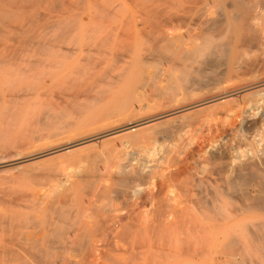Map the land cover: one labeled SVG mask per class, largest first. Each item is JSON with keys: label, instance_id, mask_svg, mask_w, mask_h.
<instances>
[{"label": "rangeland", "instance_id": "1", "mask_svg": "<svg viewBox=\"0 0 264 264\" xmlns=\"http://www.w3.org/2000/svg\"><path fill=\"white\" fill-rule=\"evenodd\" d=\"M97 1H98V3H97ZM100 1H101V3H100ZM128 1L131 2V3H129L130 5H128ZM44 2H45L44 0H41V4H39L40 6L38 5L39 8L36 9L38 12L36 14L37 18H38V25L37 24L33 25L36 28H33V26L31 27V28H33V32H32V30H30L31 32L26 30L28 32V33H26V34H28V36L26 34H25V36H23V34H22L23 37L22 36L20 37L19 35H21V34H18L20 32L16 31L15 28L20 27L22 25L21 23H24L23 22L24 17H27L31 11L30 7H28L29 9L28 8L26 9V11L29 10L28 13L25 12L26 16L24 14H22V12L20 13L19 11H16V13L14 12V14H12L13 16L11 15L8 18H6L8 20L5 19L6 20V27L3 29H6L7 32H6V30L5 31L2 30V32H0V59H1L2 54H5V53H6L5 55H8V58H9V55L11 58L7 61H3V62L0 61V104H1L0 105V161H2V162H0V165L2 166V167L0 166V222L2 224V225L0 224V227H3V228L5 227L6 229H7V227H10V229H9L10 231H11V229L15 230V231L12 230L13 233L15 232L14 233L15 236L13 235V233L11 234V236H14L16 238L15 239L14 237H11V236H10V238L9 237L6 238L4 235L6 232L5 231L6 229L4 230V229L0 228L1 233H2V230H4L3 231L4 234L2 233V236H1L2 239L0 238L1 239L0 244H2L3 245L2 247H4V248H2L0 245V252L1 253H2L1 248L3 249V253H2V255L0 254V256L1 257L4 256L5 253H7V256H9L8 258L6 257V255H5V257H3V260H5L4 258H7L6 260H8L7 262H9V263H7L6 260L3 262V260L1 259L0 264H5V263L6 264H20L22 262H23V264H30V263L35 264L37 262V260L34 259V256L31 257V255H33L35 253L34 255L37 257L41 253L44 256V254H45L44 253L45 252V243H46L45 242V236H44L46 229H44V227H47V224L49 223V221L54 220L53 218L58 216L57 214L53 215V213H55V212H52L53 211L52 206H53L54 211H58V210L64 211L66 213V215H68V217L65 218L67 223H69L68 225L75 227L77 229L80 227V230L82 232V233H80V236L82 237V241H84L81 244L79 243L80 245H77V249H75L76 247H74V249H72V251H71L72 253L70 251H68L67 254L62 257V258H64V261L62 259L60 261V264H65L64 262H66V261H67L66 264H71V263L72 264H77V263L78 264H86V263H88V261H89L88 259H90V258L92 260L90 259L88 264H95V262H97L96 264H156V262H157V264H264V236L261 235V236H259V239H258L257 235H256L257 231H255V229H254L256 226L254 228H252V226L254 224H257L258 222H260L261 219L264 218V211L262 213H261V211H258L259 213H256L257 210H253V211H247V213H246L245 209L243 210V208L242 209L240 208V205H241V207H243L249 201H244V199L240 196H237L238 199L235 198L234 196H232V199H231L230 198L231 196L220 195V194H217L218 192L213 193V196L214 195L217 196V197H215V198H217L216 199L217 202H218V200L220 202H222L221 205L219 204L220 202H218L219 209H217V210L210 209L211 212H210V210H208L206 208L204 209V207L201 206V204L205 205V207L207 205V208H208V206H209L208 202L210 201L212 204L213 203L212 201H214V198L212 200L211 199L212 197L210 196L212 194H207V190L210 193L211 190L215 187V184L218 183V185H220V183L219 182L213 183V182L206 181L207 183H205V182L199 183V185H201V187H199L197 182L194 183V181H191V180L188 181L187 179L183 180V177L181 179L179 178L181 180V182L178 178L170 180L167 177L168 176L167 173L170 171L169 169L172 167H170V168L168 167L169 164H166L167 161L165 159H163V154L167 153L168 150L170 151V149H172L173 146L166 139H164L165 140L164 141L163 138H161V140L159 138L157 140V143H156L157 146L155 144H150V143H146V145L148 144L147 146H145V144H144L143 145L144 148H142V146H140V149L142 148L141 150H143V151L139 150V146H138L139 144L137 145L138 147L135 146L136 149H134L135 147L134 148L132 147L134 149V151L132 149L131 150L133 152L136 151L135 156L133 155L131 150H129L130 149L129 147H131V146L128 147V144H126V145L129 149L125 148L124 145H123V148L121 145H120L121 147L119 146L120 148H118V145L116 146L118 148V151H120L119 149L122 148L121 152L126 153V154H123L120 156V159H119L120 163L121 162L123 163L126 160L130 163V168L131 167L135 168L134 165H137V163L139 164L140 162L144 161L143 163H145L147 166V171L149 172V174L147 173V176L145 177L146 179L143 178L142 181H141V179L140 180L136 179L132 182L135 185H132V183H131V185L128 186V187L132 186V191L134 190L135 187L139 188L136 192L139 194H136V193L131 194V192H132L131 188H125L124 190H122L123 192L120 189H118L120 186V185H118L119 182H116L117 180L114 178V173L116 172V171L114 172V170H116V168H114L115 164H112L111 168H109V169L107 168L109 170V172H111V178H108V177L105 178L106 177L105 176V177H103V180L98 181V184H97V180H96L94 183L95 185L93 184L92 185L93 187L92 186H91L92 188L90 187V190L95 188L97 190L96 193H94L95 190L90 191V190L86 189V188H89L88 186H86V185H88L87 181L89 179H84L85 180L84 181L82 178H79V177L83 176V173L86 174L85 172H88L90 170L89 167H92L91 166L92 164H95L96 166L98 165L97 167H99V168L102 167L101 165H103V160L100 159V160H102V161H100L99 159H96V161L93 160L91 163L90 159L85 160V158H82V156L84 154H88V153H89L88 154L89 156L92 155L93 153L101 154L102 150L104 151V149H103L104 147H102L101 142H100L101 140H95V141L90 142L89 143L91 145L90 149H87L86 146H85V148H78L79 152L77 151V153H75L76 156H74V155H72L71 157L66 156V155L61 156L62 154L59 153V155L56 154L54 156H51L52 159L49 156V157H45V158H39L38 160H36V162H34L35 160L31 161V162H34L33 164H31V166L33 168L30 165H27L28 162L25 163L26 165L22 164V163L10 165L12 162H14L15 159H18L19 157L27 156L28 153L32 152L30 150L35 151V149L40 150V149L55 148V147L61 146L62 143H64V141L67 140L68 138L73 139L74 137L75 138L80 137V136H78V134L81 132L85 133V131L87 132V130L82 131L81 128L79 129V126H81V125L82 126L83 125L84 126L90 125V127L98 126L100 124L99 121H97L98 117H100L104 114H107V112H109L113 108V106H116L117 103L119 104L120 103L119 99H125V98H127V99H133V98L134 99H136V98L142 99L143 98L144 100H149L148 102H142V105L147 104V103L150 104V105L144 106V108L146 107L145 111L147 110V112H144L145 115H147V113H149V112L155 113V111H157L158 108H160L157 105L158 102L159 101L161 102L163 100L162 96L159 93H157V97H158L157 98L156 95L151 96V93L149 92L150 91L149 88L151 86V85L149 86V84H151V80L149 83L150 72L152 71V67H154L155 69L157 68L156 70H158L159 66L157 65V63L155 66H153V65L144 64L142 62V59L145 56L143 54H145L144 52H146V53L148 52L149 49H147V48H150V44H148L149 42L145 37H143L142 35H138V36L132 35V31H131L132 30L131 24L134 23V21H136V23L139 24L138 18H140V16L143 13L141 11H143V8H146L148 6V4L146 5V3H147L146 0H144L143 3L140 0H131V1L130 0H126V1L125 0H113V1L112 0H105V1L104 0L103 1L102 0H95V2H94V0H63V3H64L63 6L55 5L54 7L49 6V4L47 3V2H49V0L47 2H45L48 5H44ZM136 2H138V3H136ZM65 3L67 5L66 7H64ZM133 3H134V6H133ZM143 4H145L146 6ZM69 6H70V9L67 8ZM141 6H143V7H141ZM134 7H135V9H134ZM63 8H67V10H68L67 14L69 13L68 15L65 12L67 10L63 9ZM50 9L53 12H51ZM113 10H115L116 12ZM48 11H50V12H48ZM96 11L101 12V13H99V14L95 13ZM105 11H106V14H104ZM108 12H110V13H108ZM21 14L24 16L22 17ZM58 14H59V19L56 18V17H58ZM111 14H113V15H111ZM17 15L18 16L21 15L19 17V19H18ZM111 16L112 17L116 16V17L112 19ZM130 17H132V19ZM21 18H23V19L20 20ZM78 18H79V20H78ZM117 18H118V20L116 21ZM122 18L124 19V21ZM54 19H55V21H54ZM70 19H72V20H70ZM25 20H27V19L25 18ZM48 20H49V22H48ZM59 20H61V21L64 20L67 22H64V21L60 22ZM82 20L84 22H81ZM52 21H54V22L58 21L56 23V25L59 28H61L60 26H62L60 24H63V23H66L67 25H69L70 29L68 28L69 29L68 31H71V33H74V35L71 34V36L73 37V39H72V37L70 36V32H69V35L68 34L65 35V36H67L65 41L68 40V36H69L73 40L74 43L68 44V43H71L72 41L71 40H70L71 42L67 41V42H65V43H67V45L64 44L65 45L64 48H63V46L61 47L60 45H58V43H57V41L59 40L58 34H60V33L62 34V32H60L61 29L58 28L57 32H56V30H54L57 33V35H55L56 33L54 31H52L53 28H51V30H50V27H49L50 25L47 24L46 26H47V28L49 27L51 35H53L55 33L54 34L55 36L54 37L51 36V37H53V39L55 37H57V39H58V40L55 39L52 41V38L49 37L50 33L47 32L49 30L47 28H45L46 23H49V24L51 23V25H53L54 23H52ZM80 22L83 24H81ZM26 24L24 23L23 26L29 25L28 22H26ZM78 24H79V26L80 25L81 26L78 27ZM56 25L54 26L55 28H57ZM82 25H83V28H87V29H85L86 31L78 29V28L82 29L81 28ZM84 25L86 27H84ZM128 27H130L131 29H129ZM45 29H47V30H45ZM77 30H79L81 32L84 31V32L82 34ZM10 31H12V32H10ZM15 31L18 32L16 34L20 38H17L16 34L13 33ZM26 31H22V32L25 33ZM85 32H87L85 35L89 34V36L88 35L85 36L84 35ZM11 33H13V34H11ZM7 35H9L10 38ZM10 35H13V37L15 35L16 37H14L12 39L11 38L12 36H10ZM75 35L77 37H75ZM83 35L85 37H88V38H85V37L83 38ZM118 35H121V36H118ZM59 36L63 40L65 39V38H63V36H61V35H59ZM27 37L34 43L35 46L33 44L31 45V41L29 39L27 40L26 39ZM46 37L47 38L49 37L50 38L49 40L51 42L49 40H47ZM24 39L26 40L27 44H25ZM33 39H35V40H33ZM144 39H146V40H144ZM38 40L43 41L44 43L47 42V43H45L46 44L45 46H47V47H45L46 52L51 50L52 53H50V52L48 54L44 53V55H43L41 53V51H44V50L40 49L41 50L40 51V50H38V48H36L37 47L36 44H37ZM28 41L30 42V44ZM58 42L62 45L64 41L61 43V41L59 40ZM84 42H85V45H84ZM66 46H67V48H66ZM69 46H70V48H69ZM71 46L77 50L79 49L78 50L79 53L77 50H74V51L72 50V52H74V54H75L73 56L74 58L72 57V59L70 58L71 59L70 60L66 56V58H67V59H65L66 61L63 58L59 59V57H61V55L64 54L63 52H65L66 49H68V50L72 49ZM16 47H18V48H16ZM21 47H22V49H21ZM25 47H27V48H25ZM52 47L54 49L56 48V51H54V52L57 53L58 52L57 50L60 49V52L62 54L60 55V53L58 52V54L55 53V55H54ZM34 48L36 49L37 55L35 54V56L31 58L30 56L31 55L33 56V54L35 53V52H33L35 50ZM47 48H49V50H47ZM83 49H85L86 51L85 52L82 51ZM17 50H18V52H17ZM68 50H66L65 55H69V54H67ZM37 51H39L40 53H38ZM87 51H90V52H87ZM128 51H130V52L128 53ZM12 52H15V55ZM68 52H71V51H68ZM71 53H70V56H72ZM81 53H82V55H81ZM16 54H18V55H16ZM38 54H40V56ZM49 54H50V56H49ZM124 54H126V55H124ZM51 55L52 56L54 55L57 57H54V56L52 57ZM58 55H60V56H58ZM51 57L53 59L58 58L56 60V62H55V59H54V62L52 61L53 63L50 62L52 65L54 63H58L57 61L60 60V62L62 61L61 65L66 63V66H61L60 64L58 66V64H54L53 69H55V71L57 69L58 71L55 72L54 70H50L53 67L51 64L48 63L49 61L53 60V59H51ZM36 58L40 59V61L38 60L39 62H37ZM31 59H33V60L36 59L35 64L32 63L33 60H31ZM47 59H48V61H47ZM107 59H109V60H107ZM27 60L28 61L31 60V61H29V63L31 62L33 65H35L34 66L35 68L29 67V69H28L25 66L27 64L29 65V63H27ZM101 60L103 61V63ZM42 61H44V64H42ZM36 62H37V65H36ZM31 63H30V65H32ZM96 63L98 65H96ZM45 64L49 65L48 66L49 68L51 66L52 67L49 69ZM10 65H11V67H10ZM39 65H41V66H39ZM55 65H57V67ZM133 65L136 67H134ZM42 66H44V67L42 68ZM17 67L20 68V70H21V68L23 70L26 67L25 69L28 73L26 72V75H25V72H24V74H22L23 76L20 75V72L18 71L19 69ZM58 67H59V69H58ZM74 67L76 69H73ZM143 67L147 70V73L149 74V76L147 75V73L145 74L146 70ZM68 68L73 69L72 73L70 72V69L68 70ZM60 69H62V70H60ZM63 70L67 71L68 73H71V74L74 73V74L73 75L70 74L71 76L69 78L67 77L68 80H67V78L64 79V77L67 76L66 74H68V73L67 72L65 73V71H64V73H62ZM143 70H144V72H143ZM23 71L21 73H23ZM52 71H54V72H52ZM102 71H103V74H102ZM139 71L143 72L142 74H144V75H142ZM90 73H92V74H90ZM145 75L147 77H145L144 79L148 78V80H147L148 87L146 86L147 82L144 83L146 80L141 78L142 76H145ZM140 79H143V82H141L142 80H140ZM14 80H16V81H14ZM156 84H158V83H156ZM87 86H88V88H87ZM157 86L159 87V85H157ZM113 87H114V89H113ZM158 87H156L155 90ZM151 89H152V86H151ZM153 90H154V88H153ZM98 91L99 92H103V91L105 92V95H102L103 96L102 98L106 97V99H107L108 97L110 98V96H113L111 98H114L117 101L94 102L93 98L99 99V97L95 96V93ZM113 91H116V93L114 92L115 95L112 94ZM156 91H158V89ZM88 92H89V95L87 94ZM106 92H110L111 94L106 93ZM118 92H120V94ZM133 93L134 94L142 93L145 95L140 94V96H139L136 94L137 96H139V97H136V95H133ZM109 94H110V96H107ZM128 94H130V96ZM17 96L19 98H21V101L18 100ZM154 96L156 98V101H155ZM159 96H161V97H159ZM202 97H205V96H202ZM11 99L12 100L17 99V102H13V101L9 102V101H11ZM159 99H162V100H159ZM2 100H4V101H2ZM69 100H71V101L74 100L72 102H74L75 104ZM66 101H69L70 103L69 102L67 103ZM139 107H141V106H139ZM143 111H142V113H143ZM142 113L140 111V112L136 113V115L138 114L137 116H140ZM144 113L142 115H144ZM259 113H260V111H259ZM102 127L105 128V125ZM106 128H107V126H106ZM105 139H108V138H105ZM122 141L121 142L119 141V142L122 143ZM114 143L116 145L117 141H113V145H114ZM165 143H167V144H165ZM110 144H112V143H110ZM151 145L152 146L154 145V146L152 147ZM161 148H163L164 150ZM126 149L128 151H130L128 154L126 151L124 152V150H126ZM161 150H163V152H165V153H163ZM82 151H83V153L84 152L85 153L84 154L81 153ZM147 151H150L149 152L150 154L146 153ZM130 153H131L132 157L134 156L135 158L134 157L131 158L129 156ZM125 155H126V159H125ZM127 155L130 158H128ZM151 155H153V156H151ZM78 156H81V157H78ZM122 157H123V160L125 159L124 161L122 160ZM137 157L139 158V160ZM161 157L164 161L161 159ZM129 159H131V161H134L133 164ZM51 160H52V162H50ZM97 160L100 163H98ZM135 160H137V161H135ZM110 161L107 160V162H109V165H108L109 167H110ZM113 161H111V162H113ZM31 162H29L28 164H30ZM93 162H97L98 164L93 163ZM114 163H117V161L115 160ZM3 164H5V166H3ZM156 164H158V165H156ZM165 164H166V166H165ZM21 165H23V167L30 166L29 171L27 169L24 170ZM79 165H80V167H79ZM136 168H137V166H136ZM22 169L24 171H22ZM25 171L29 172L28 176L25 175L26 174ZM154 171H155V173H154ZM21 172H22V174H21ZM30 173H32V174H30ZM151 173L153 175H151ZM40 176H42V177H40ZM162 176H164V177H162ZM161 177H162V179H161ZM80 179H82V180H80ZM78 180L80 182L81 181H84V182L80 183ZM114 180H116V181H114ZM173 180H179V182L178 181L173 182ZM100 181H103V183H101ZM108 181L110 182L111 186L109 185L110 187L106 188V186H104V184L107 182L105 185H108L109 184ZM165 181H167L168 183ZM169 181H171V182H169ZM72 182H75V184H77V186L74 187V189L69 194H66V196H65L63 193V186L69 185ZM99 182L101 185L103 184L102 187H101V185H99ZM187 182H189V184H191V185H189ZM84 183H86V184L84 185ZM185 183H187L190 187ZM202 183H204L206 185L204 186V184L202 185ZM192 184H197V186L192 185ZM207 184L209 185L208 187H206ZM99 186H100V189H97V188H99ZM103 186L106 188V191H104L105 188ZM202 186H204L206 188L203 187L204 188L203 189ZM194 187H199V188H196V191H195ZM103 188H104V190H103L104 192L103 191L101 192L100 190ZM114 188L116 191L114 190ZM201 188H202V190H205L208 188L206 191H204V195H203V193L201 194V195L207 196V197L200 196L199 192L201 193L203 191L202 190L198 191L197 189L200 190ZM107 189L108 190L111 189V190L108 191ZM117 189L120 190V192H118ZM98 190L101 193L100 192L98 193ZM124 191L127 194H125ZM212 192H215V190H213ZM122 193H124V195H122ZM196 193H198L197 194L198 196L196 195ZM128 194L129 195L131 194V196H129ZM20 195H21V197H18ZM133 196H136V197H133ZM24 197H25V199H24ZM97 197L99 199H97ZM149 197H152L153 199L149 198ZM201 197H202V199H205L208 201L207 204L204 203V202H206L205 200L204 201L201 200V201H203V203L202 202L200 203ZM208 197H209V199H208ZM239 197L242 198L241 201H239L240 200ZM125 198H127V199H125ZM138 198L139 199L141 198V199L139 200ZM157 198H158V200H157ZM227 198H229L230 200H228ZM134 199H135V201H134ZM235 199H237V200H235ZM146 200H148V201H146ZM149 200H150V202H149ZM233 200H235V202ZM53 201L55 202V204L53 203ZM56 201H57V203H56ZM66 201H68V202H66ZM131 201H133V202H131ZM223 201H225V202H223ZM136 202H138V203H136ZM229 202H230V204H229ZM62 203L64 205L67 203L66 205H68L69 206L68 208H71V209L68 210L66 205H65V207H64V205H62L65 210L62 209V206H61ZM135 203H136V205L138 204L137 207H136V205H134ZM130 204H133V205L130 206ZM242 204H243V206H242ZM230 205L232 206V208ZM96 207H97V209H96ZM166 207H167V210H166ZM48 208H49V212H51L53 216L52 215L49 216V214L47 215L46 211H48ZM168 208L170 209L169 212H171V213L168 212V210H169ZM231 209H233V210H231ZM18 210H20V211H18ZM26 210H27V212H26ZM29 210H31V211H29ZM92 210H94V211H92ZM158 210H160V211H158ZM175 210H176V214H175ZM235 210H237L238 212H236ZM22 212H23V214H22ZM212 213H213V215H212ZM160 214H161V216H160ZM46 216H48V217H46ZM18 217H20V219H18ZM21 217H22V219H21ZM49 217H50V220H49ZM207 217H208V219H206ZM214 217L218 221L217 220L215 221ZM219 217H220V219H218ZM173 218H175L176 220ZM13 219H14V221H13ZM24 219H25V221H24ZM59 219H61V218H59ZM123 219H125V220H123ZM127 219H128V221H127ZM164 219H165V221H164ZM16 220H18V221L16 222ZM45 220H47L46 225L44 223ZM113 220L114 221L117 220V222H114ZM205 220H207L209 222H207ZM213 220H214V223H213ZM13 222H15V223H13ZM18 222L20 225L18 224ZM113 222L115 224H113ZM119 224L122 226H120ZM123 224H125L124 227H123ZM248 224L250 227L248 226ZM189 225H191V226H189ZM11 226H13V228ZM20 226H22V227H20ZM109 226H110V228H109ZM113 226H115L116 228L115 227L113 228ZM118 226L122 227V228H119ZM169 226H170V228H169ZM192 226H194V228ZM206 226H207V228H206ZM243 228H245V229H243ZM247 229H249V231ZM250 229H251V231H250ZM9 230L7 229V232H9V233H7V232L6 233L10 235L11 232ZM20 230H22V231H20ZM40 231H41V234L43 233L42 234L44 236L43 238H42V235L38 233ZM193 231H195V232H193ZM199 231H201V232H199ZM243 231L245 232V234ZM123 232H124V234H123ZM205 232H206V234H205ZM207 232H209V233H207ZM251 232L252 233L254 232L255 235L252 234ZM1 233H0V235H1ZM248 233H250L252 236L254 235V237H256L257 239L256 238L254 239V237H252ZM17 234L19 236L21 234V237L16 236ZM34 234H36V237ZM84 234H85V236H84ZM23 235H24V237H23ZM190 235H191V237H190ZM198 235H199V239H198ZM200 235H201V237H200ZM38 236H39V239H38ZM118 236H119V239H118ZM215 236H216V238H215ZM249 236H251L254 241L253 240L251 241L252 238H249ZM22 237L24 238V240L26 242L21 239ZM4 238L7 239L6 244L9 243L11 239H12L11 241L15 244H16V242L20 243L21 240L23 242H25L26 244L24 243L25 245H23V243H22V244L18 245V243H17L16 244L17 246L14 247L13 245H15V244L10 245V243H9L8 245L14 247L16 249L15 250L14 248H11L10 246L5 244ZM17 238H18V241H16ZM31 238L34 240L35 244L33 243V240ZM8 239H10V240H8ZM200 239H201L202 243H201ZM202 239L204 240V242ZM209 239H210V241H209ZM246 239H247V242H246ZM38 240H39V242H38ZM167 240H169V241H167ZM197 240H199V241L197 242ZM229 240H231V241L233 240L234 243H233V241L232 242L230 241L231 244H229ZM1 241H2V243H1ZM87 241H89V242H87ZM104 241H106V242H104ZM112 241H113V243H112ZM190 241H192V243ZM259 241H260V243H259ZM253 242H254V244H253ZM92 244L98 245L99 253L101 252L100 255L102 258L100 257V255L97 256V254H98L97 252H95L96 253V254H94L95 256L91 254L93 251L91 252L90 250H88L90 252H86V248ZM204 244H206V245H204ZM228 244L232 245V247H231L232 249L230 248V246ZM233 244H235V245L233 246ZM22 245L25 246L24 249L26 251L23 250ZM31 245H33V246H31ZM192 245H194V246H192ZM20 246H22V247H20ZM37 246H39V247H37ZM197 246L199 248H197ZM228 246H229V248H228ZM19 248L22 249L21 254H20L21 250ZM179 248L182 249L183 251L178 250ZM256 248H257V250H256ZM7 249H8L9 253L7 252ZM11 249L15 253L21 255V257L18 255H13V253H11V252H13V251H11ZM103 249H104V251H103ZM113 249L115 252L113 251ZM17 250L19 251V253ZM36 250H40V252H38V251L36 252ZM107 250H108V252H107ZM199 250H201V251H199ZM257 252H259V253H257ZM239 253L241 255H243V257H240L241 255H239ZM9 254H11V255H9ZM27 254H28V256L31 257V259H33L32 261L29 258L25 259V260L28 259L27 262H29V260H30L31 261L30 263H27V262L24 263V256L26 255L25 257H27ZM74 254L77 255L76 258L74 256ZM164 254H165V256H164ZM183 254H185L184 257H182ZM166 255H167V257H166ZM188 255H189V257H188ZM11 256H12V258H10ZM13 256L14 257L15 256L20 257V260L18 257H16V259H18L20 262H18V260L16 261V259H15V263H14ZM43 256L41 257V255H40L41 258L37 257V259H40V261L43 264H45L47 261L45 262L43 260ZM92 256H94V257L92 258ZM185 256H187V257H185ZM207 256H208V258H207ZM231 256H233V257L231 258ZM65 257L68 259L66 260ZM108 257H110L111 259ZM129 257H130V259H129ZM9 258L11 260L13 259V263H10L12 261ZM22 258H23V260H22ZM103 259H104V261H103ZM68 260H70V261H68ZM62 261H63V263H61Z\"/></svg>", "mask_w": 264, "mask_h": 264}, {"label": "bare ground", "instance_id": "2", "mask_svg": "<svg viewBox=\"0 0 264 264\" xmlns=\"http://www.w3.org/2000/svg\"><path fill=\"white\" fill-rule=\"evenodd\" d=\"M44 1L47 2L48 0L47 1L44 0ZM140 1L142 3L144 2V0L143 1L140 0ZM146 1H147L146 5L148 4V6L146 8H143V11H141L143 13L140 16V18H138L139 19V24H137L136 21H134V23L131 24V28H132L131 31H132V35H135V36L142 35L143 37H145L148 40V42H149L148 44H150V48H147V49H149L148 52L147 53L144 52L145 54H143V55H145V56L144 57L142 56L143 57L142 62L144 64L153 65V66H155L156 63H157V65L159 66L158 70H156L157 68L155 69L154 67H152V71L150 72L149 83H150V80H151V84H149V86L151 85L152 89H151V86H150V88H149L150 91L149 92L151 93V96L152 95H156V97H157V93H159L162 96L163 100L159 99V100H162V101L160 102L158 100L159 102L157 104L160 108H158V110L155 111V113H150L149 112V113H147V115H145L144 112H147V110L145 111L146 107L144 108V106L145 105L147 106V105H150V104L147 103V104H143L142 105V102H148L149 100H144L143 98L142 99L136 98V97H139L140 94L141 95H145V94H142V93L138 94L139 93L138 92L136 94L139 95V96H137L136 94L133 93V95H136V97H135L136 99H134V98L133 99H127V98L119 99L120 103L119 104L117 103L116 106H113V108L109 112H107V114H104V115L101 114L102 116H100V117L97 116L98 117L97 121H99V123H100L98 126H95V127H90V125H87V126H84V125L82 126L81 125V126H79V129L81 128L82 131L87 130V132L85 131V133H82V132L79 133L78 136H80V137H77V138L74 137L73 139L72 138H68L67 140L64 141V143H62L61 146H58V147H55V148L40 149V150L35 149V151L30 150L32 152L28 153L27 156H23V157H19L18 159H15L14 162H12L10 165H12V164H21V163L25 164L27 162L29 163V162L34 161V160H35L34 162H36V160H38L39 158H45V157H49V156L51 158V156H54L56 154L59 155V153L62 154L61 156H64V155L70 156V157L72 155L76 156L75 153H77V151L79 152L78 148H85V146H86L87 149H90V147H91V145L89 144L90 142L95 141V140H101L100 141L101 145H102V147H104L103 148L104 151L102 150L101 154L98 153L99 154L98 155V154L93 153L92 155L89 156L88 155L89 153L88 154H84L85 152L83 153V151L81 153L84 154L82 156V158H85V160H89L90 159L91 163H92L93 160L96 161V159H99V160L102 159L103 160V165H101V166L103 168L102 167L99 168V167H97L98 165L96 166L95 164H92L91 165L92 167H89L90 170L88 169L89 171L87 170L88 172H85L86 174L83 173V176H81L79 178H82L83 180L84 179H89L87 181L88 185H86L89 188H86V189L90 190V187L95 183L96 180H97V184H98V181L99 180H103V177H105V176H106L105 178H107V177L111 178V172H109L108 169L112 167V164H115L114 168H116V170H114V172L115 171L116 172L115 173L113 172V173H114V178L117 181L116 180H114V181L119 182L118 185H120L119 188L117 187L118 185L116 187L118 189H120L121 191L124 190L125 188H131V191H132V186L131 187H128V186L131 185V183L134 180H136V179H139V180L141 179V181H142L143 178L146 179L145 177L147 176V173L149 174V172L147 171L146 164L143 163L144 161L143 162L139 161L140 162L139 164L137 163V165H134L135 168H132V167L130 168V163L125 160L126 159V155H125V159H124L125 161L123 160V157H122V160L124 162L123 163L119 162L120 161L119 160L120 156L123 155V154H126V153L121 152L122 151L121 149L123 148V145L125 146V148H128L129 146H131V147H129L130 149L129 148L128 149L129 150L132 149L133 151H134V149H136V147L139 146V150H141L142 148H144L143 147L144 144H145V146L148 145V144L146 145V143H150V144H155L156 145L157 140L159 138H160V140H161V138H163V140L164 139L168 140L169 143L172 144V146H173V148L170 149V151L168 150L167 153L163 152V150H164L163 146H162L163 148H161V149H163L161 151L163 153H165V154H163V159H165L167 161L166 164H169V166H168L169 168L172 167L170 169L168 168L170 170L168 173L166 172L168 174L167 177L170 180L175 179V178H178V179L180 178L181 179L183 177V180L187 179L188 181L189 180L194 181V183L197 182L199 187H201V185H199V183H201V182L207 183L206 181L213 182V183L214 182H219L220 183V185H218V183L215 184L216 188L214 187L215 189L213 188L211 190V192L213 190H215V192H212V193L208 192V190H207L208 188L205 189V190H202V188L206 185L204 183H202V185L204 184V186H202V188L200 190L197 189L198 191H201V190L203 191L201 193L199 192L200 196H203L204 195V191L207 190V194H212V195H210L212 197L211 199L213 200V198H214V201L211 200L213 202L212 204H211L210 201H209L210 202L209 203L207 200L202 199V197L200 198V203L201 202L203 203V201L205 200L206 202H204V203L207 204V202H208V205L211 207L210 208L208 206V208H207V205L205 207V205L201 204V206H203L204 209L205 208L208 209V210H210V209H215V210L219 209L218 202H220V201L218 200V202H217V200H216L217 198H215L217 196L216 195L213 196V193H217L218 192L217 194H220V195L231 196L230 197L231 199H232V196H234L235 198H237V196H240V197H242L244 199V201H249L244 206H243V204L245 202L243 201L244 202V203L242 202L243 203L242 204L243 207H241V205L239 204L241 209L242 208H243V210L245 209L246 213H247V211H253V210H257L256 213H259L258 211H261V213H262L264 211V0H146ZM45 2H44V5H48L49 4L50 7H54L55 5L63 6V4H64L63 0H49V2H47L48 4L45 3ZM94 2H95V0H94ZM97 3H98V1H97ZM100 3H101V1H100ZM129 3H131V2L128 1V5H130ZM136 3H138V2H136ZM39 4H41V0H0V32H2V30H4V31L6 30V29H3V28L6 27V20H8L6 18H8L12 14H14V12L16 13V11H19L20 13L22 12V14H24L26 16L25 12L26 13L29 12V10L26 11V9L28 7H30L31 11H30V13H29V15L27 17H24L23 22L25 24H26V22H28L29 25L26 26L27 25L26 24L25 26H23L24 23H21L22 25L20 27H16V28L14 27L15 30L20 32V33L16 32V31L13 32V33L21 34V35H19L21 37L22 34H23V36H25V34L28 33L26 30H28V31L32 30V32H33V28H36L33 25L34 24L38 25V18H37V15H36L38 12H37L36 9L39 8L38 7ZM143 5H145V4H143ZM66 6L67 5L65 3L64 7H66ZM133 6H134V3H133ZM135 7H134V9H135ZM141 7H143V6H141ZM67 8L70 9V6L67 7ZM67 8H63V9L67 10ZM51 9H50V11H51ZM50 11H48V12H50ZM113 11H115V10H113ZM51 12H53V11H51ZM65 12L67 14L68 10L65 11ZM95 13L99 14L101 12H97L96 11ZM108 13H110V12H108ZM104 14H106V11H105ZM24 15H22V17ZM111 15H113V14H111ZM20 16H18V19H19ZM115 17L111 16L112 19L115 18ZM132 17H130V18L132 19ZM25 18L27 20H25ZM56 18L59 19V14H58V17H56ZM22 19L23 18H21L20 20H22ZM72 19H70V20H72ZM61 20H59V21L63 22L65 19L63 21H61ZM78 20H79V18H78ZM117 20H118V18L116 19V21ZM54 21H55V19H54ZM54 21H52V23H54L56 25V23L58 21H56V22H54ZM123 21H124V19H123ZM48 22H49V20H48ZM64 22H67V21H64ZM81 22H84V21L82 20ZM47 24L50 25L49 26L50 30H51V28H53L52 31L56 30V32H57V29L59 28V27H57V25H56L57 28H55L54 24H53L54 25L53 26V25H51V23L50 24L46 23L45 26ZM79 24H78V27L81 26V25L79 26ZM81 24H83V23H81ZM60 25H62V26H60ZM60 25L59 26L61 28H59V29H61V31L60 30L59 31L62 32V34L61 33L58 34V37H59L58 39L61 41V43L64 41L62 45L58 42L59 40L57 39V37H55L53 39V37L55 35H57V33L54 31L56 34L54 33L55 35L54 34L51 35L49 27L48 28H47V26L46 27L44 26V27L49 30L47 32L50 33L49 37L52 38V41L57 39L58 41L57 40L56 41H57L58 45H60L61 47L63 46V48H64V46L67 45V43H65V42H67V41L69 42L71 40L72 42L70 41L71 43H68V44L74 43L73 40H72L73 37L71 36V34L74 35V33H71V31H68L70 28H69V25H67L66 23H63V24H60ZM32 26H33V28H31ZM84 27H86V26L84 25ZM81 28L82 29H80V28H78V29L79 30L87 29V28H83V25H82ZM128 28L131 29L130 27H128ZM47 29H45V30H47ZM79 30H77V31H79ZM22 31H26V32L23 33ZM6 32H7V30H6ZM10 32H12V31H10ZM69 32H70V36L72 37V39L68 36V40L65 41L66 37H67L65 35H67V34L69 35ZM79 32L83 34L84 31L83 32L79 31ZM13 33H11V34H13ZM86 33L87 32H85L84 35ZM26 35L28 36V34H26ZM59 35L63 36V38H65V39L63 40ZM84 35H83V38L85 36H87V35L89 36V34H87L85 36ZM7 36L9 37V35H7ZM10 36H12L11 38L13 39L14 37L17 36V34H16V36L14 35V37H13V35H10ZM51 36H53V37H51ZM118 36H121V35H118ZM20 37L17 36V38H20ZM49 37L48 38L46 37L47 40L50 39ZM75 37H77V36L75 35ZM85 38H88V37H85ZM26 39L28 40L29 38L27 37ZM146 39H144V40H146ZM33 40H35V39H33ZM45 43H47V42H45ZM45 43L43 41H39L38 40V42L36 44V46H37L36 48H38V50H40V49L44 50L45 52L40 50L43 55H44V53H47V54L49 52L52 53V51L49 50V48H47V50H49V51L46 52V48L45 47H47V46H45L46 45ZM25 44H27L26 40H25ZM29 44H30V42H29ZM32 44L34 45V43L31 41V45ZM84 45H85V42H84ZM27 47H25V48H27ZM16 48H18V47H16ZM66 48H67V46H66ZM69 48H70V46H69ZM21 49H22V47H21ZM52 49H53V52L56 51V48L54 49L52 47ZM66 50H68V49H66ZM66 50H65V52H66ZM72 50L74 51V50H77V49L72 47V49H70L68 51L72 52ZM57 51L60 53V55L62 54L60 52V49L57 50ZM68 51H67V54H69V55H65V52H63L64 54H62L61 57H59V59L60 58H63L64 60L67 59V58H69V59L71 58L72 59V57L75 54H74V52H72L73 53L72 54L71 52H68ZM82 51L85 52L86 50L83 49ZM15 52H12V53L15 55ZM17 52H18V50H17ZM33 52H35V53L33 54V56L32 55L30 56L31 58L34 57L35 54L37 55L36 49ZM37 52L40 53L39 51H37ZM58 52L57 53L54 52L53 54L54 55H55V53L58 54ZM87 52H90V51H87ZM129 52L130 51H128V53ZM70 53H71L72 56H70ZM78 53H79V51H78ZM5 54H2L1 59H0L1 62L11 59L10 55H9V58H8V55H5ZM16 55H18V54H16ZM38 55L40 56V54H38ZM60 55H58V56H60ZM81 55H82V53H81ZM124 55H126V54H124ZM49 56H50V54H49ZM66 56H67V58H66ZM52 57H51V59H53ZM54 57H57V56H54ZM36 59L35 60L31 59V60H33L32 63L35 64ZM48 59H47V61H48ZM54 59H55V62H56V60L58 58H54ZM54 59L49 61L48 63L49 64L53 63ZM31 60H29V61H31ZM38 60L40 61V59H37V62H39ZM107 60H109V59H107ZM29 61L27 60V63H29ZM37 62H36V65H37ZM57 62L58 63H54V64H58V66H59V64L61 65V63H62V61L60 62V60H58ZM30 63H29V65L28 64L25 65L28 69H29V67L33 68L35 66L32 63L31 64L33 66L30 65ZM102 63H103V61H102ZM42 64H44V61H42ZM54 64L53 65L51 64L53 67L50 65L52 67V69H50L51 67L50 68L48 67L49 65H47V64H45V65L50 70H54L55 71V69H53L54 68ZM96 65H98V64L96 63ZM39 66H41V65H39ZM55 66L57 67V65H55ZM61 66H66V63L61 65ZM10 67H11V65H10ZM43 67L44 66H42V68ZM134 67H136V66H134ZM71 68H68V70L70 69V72L72 73V70L76 69V68L75 67L73 69H71ZM18 69H19L18 71L20 72V75L24 74V72H25V75H26V72H27L26 69L25 70L23 69L24 70L23 71L22 68H21L23 73H21L22 71L20 70V68H18ZM58 69H59V67H58ZM60 70H62V69H60ZM54 71H52V72H54ZM56 71H58V70L56 69ZM64 71L65 70H63L62 73H64ZM66 72L67 71H65V73ZM139 72L142 74L144 72V70H143V72H141V71H139ZM71 73L66 74L67 76H65L64 79H66L67 77L69 78L71 75L74 74V73L73 74H71ZM146 73H147V70H146L145 74ZM90 74H92V73H90ZM102 74H103V71H102ZM142 75H144V74H142ZM147 75L149 76L148 73H147ZM145 77H147V76L145 75V76H142L141 78L144 79ZM68 78H67V80H68ZM143 79H140V80H142L141 82H143ZM144 80H146L144 82V83H146L148 78H146ZM14 81H16V80H14ZM156 83H158V84H156ZM157 85H159V87ZM146 86L148 87V82H147ZM156 87H158L157 88L158 91H156L157 89L155 90ZM87 88H88V86H87ZM153 88H154V90H153ZM113 89H114V87H113ZM114 92L116 93V91H113V93H112L113 95H115ZM106 93H110V92H106ZM118 93L120 94V92H118ZM87 94L89 95V92ZM110 94L107 95V96H110ZM102 95H105L104 91L103 92H99V91L96 92L95 96L99 97V99L98 98H93V101L94 102L117 101L114 98H111L113 96H110V98L108 97L106 99V97L102 98L103 97ZM128 95L130 96V94H128ZM161 96H159V97H161ZM202 96H205V97H202ZM154 98H155V96H154ZM18 100L21 101V98L18 97ZM2 101H4V100H2ZM12 101L13 102H17V99H15V100L11 99V101H9V102H12ZM69 101H71V100H69ZM69 101H66V102L68 103ZM72 101H74V100H72ZM155 101H156V98H155ZM72 103H74V102H72ZM139 106H141V107H139ZM137 111L138 112L141 111V113L143 111L144 115H142L143 114L142 113L140 116H137L138 115V114L136 115V113H138ZM259 111H260V113H259ZM104 125H105V128L102 127ZM106 126H107V128H106ZM105 138H108V139H105ZM113 141H117V144L115 145V143H114V145H113ZM119 141L120 142L122 141V143H120ZM110 143H112V144H110ZM126 144H128V147H127ZM165 144H167V143H165ZM117 145H118V148H120L122 146V148L119 149L120 151H118V148L116 147ZM140 146H142L141 149H140ZM132 147L133 148L135 147V148L133 149ZM132 150H131V152L135 156V152L136 151L133 152ZM125 151L127 152V154L130 152L127 149L124 150V152ZM141 151H143V150H141ZM149 152L150 151H147L146 153L150 154ZM129 156L131 158L134 157V156L132 157L131 153H130ZM129 156L127 155L128 158H130ZM151 156H153V155H151ZM78 157H81V156H78ZM161 159H162V157H161ZM102 160H100V161H102ZM107 160H109V161L110 160L111 161H113V160L115 161L116 160L117 163H114V161L113 162L110 161V167H109L108 166L109 162H107ZM129 160L131 161V159H129ZM138 160H139V158H138ZM135 161H137V160H135ZM0 162H2V161H0ZM34 162H31L30 164L27 163V165L31 166V164H33ZM50 162H52V160ZM97 162L100 163L98 160H97ZM97 162H93V163L98 164ZM131 162L133 164L134 161H131ZM166 164H165V166H166ZM156 165H158V164H156ZM3 166H5V164H3ZM21 166H22V168L24 170L27 169L29 171V169H30V166H25V167H23V165H21ZM136 166H137V168H136ZM79 167H80V165H79ZM23 169H22V171H24ZM28 171H25L26 172V174H25L26 176L29 175ZM154 173H155V171H154ZM21 174H22V172H21ZM30 174H32V173H30ZM151 175H153V174L151 173ZM164 176H162V177H164ZM40 177H42V176H40ZM162 177H161V179H162ZM82 179H80V180H82ZM179 180H173V182L174 181H178L179 182ZM84 181H81V182H84ZM100 182L103 183V181H100ZM100 182H99V185H101ZM165 182H167V181H165ZM169 182H171V181H169ZM180 182H181V180H180ZM108 183H109L108 185L104 184V186H106V188L111 186L109 181H108ZM187 183L189 184V182H187ZM187 183H185V184H187ZM85 184L86 183H84V185ZM197 184H192V185H196L197 186ZM208 184H207L206 187L209 186ZM102 185H101V187H102ZM132 185H135V184L132 183ZM189 185H191V184H189ZM76 186H77V184H75V182H72L69 185H64L63 186L64 195L66 196V194H69L74 189V187H76ZM199 187H194L195 188L194 190L196 191V188H199ZM206 187H204V188H206ZM104 188L101 189L100 191L102 192L104 190ZM106 188H105L104 191H106ZM135 188L131 192V194L132 193H136L137 190L139 189L137 187H135ZM97 189H100V186ZM92 190L93 191L95 190L94 193L97 192V190L95 188L92 189ZM92 190H90V191H92ZM109 190H111V189H109ZM114 190H115V188H114ZM120 190H118V192H120ZM100 191L98 190V193ZM124 193H125V191H124ZM124 193H122V195H124ZM202 193H203V195H201ZM125 194H127V193H125ZM131 194L130 195L128 194V195L131 196ZM136 194H139V193H136ZM197 194L198 193H196V195ZM18 197H21V195L18 196ZM133 197H136V196H133ZM152 197H149V198H152ZM203 197H207V196H203ZM242 198H240L239 201H241ZM24 199H25V197H24ZM97 199H99V198L97 197ZM125 199H127V198H125ZM208 199H209V197H208ZM227 199L230 200L229 198H227ZM237 199H235V200H237ZM157 200H158V198H157ZM201 200H203V201H201ZM235 200H233V201L235 202ZM134 201H135V199H134ZM146 201H148V200H146ZM66 202H68V201H66ZM131 202H133V201H131ZM149 202H150V200H149ZM223 202H225V201H223ZM230 202H229V204H230ZM53 203L55 204L54 201H53ZM56 203H57V201H56ZM136 203H138V202H136ZM136 203L134 205H136ZM221 203L222 202H220L219 204L221 205ZM62 205H64V204L62 203L61 206ZM65 205H64V207H65ZM131 205H133V204H130V206ZM137 205H136V207H137ZM66 207H67L68 210L71 209V208H68L69 207L68 205H66ZM231 208H232V206H231ZM62 209H64L63 206H62ZM96 209H97V207H96ZM52 210H51L52 212H55V213H53V215L57 214L58 216L53 218L54 220L49 221V223L47 224V227H44V229H46V232L44 234L45 242H46L45 243V252H44L45 254L43 253L44 254V256H43L40 253V255H41V257L43 256V260L45 262L47 261L45 264H47V263L48 264H60V261L62 259L64 261V258H62V257L65 256L68 251L71 252L72 249H74V247H76L75 249H77V245H80L84 241H82V237L80 236V233H82L81 230H80V227L77 229L75 227H72V226L68 225L69 223H67V221L65 220V218L68 217V215H66V213L64 211H59V210L58 211H54L53 206H52ZM166 210H167V207H166ZM231 210H233V209H231ZM18 211H20V210H18ZM29 211H31V210H29ZM92 211H94V210H92ZM158 211H160V210H158ZM169 211H170V209L168 210V212ZM235 211L238 212L237 210H235ZM26 212H27V210H26ZM46 212H47V215L48 214H49V216L52 215V213L49 212V208H48V211H46ZM210 212H211V210H210ZM169 213H171V212H169ZM22 214H23V212H22ZM161 214H160V216H161ZM175 214H176V210H175ZM212 215H213V213H212ZM46 217H48V216H46ZM59 218H61V219H59ZM18 219H20V217H18ZM21 219H22V217H21ZM173 219H175V218H173ZM206 219H208V217ZM214 219H215V217H214ZM218 219H220V217ZM49 220H50V217H49ZM123 220H125V219H123ZM216 220L217 219H215V221ZM13 221H14V219H13ZM17 221L18 220H16V222ZM24 221H25V219H24ZM46 221L47 220L44 221L45 225H46ZM127 221H128V219H127ZM164 221H165V219H164ZM205 221H207V220H205ZM114 222H117V220H115ZM114 222H113V224H115ZM207 222H209V221H207ZM13 223H15V222H13ZM213 223H214V220H213ZM0 224H1V222H0ZM18 224H19V222H18ZM124 225L125 224H123V227H124ZM115 226H113V228ZM120 226H122V225H120ZM189 226H191V225H189ZM248 226H249V224H248ZM11 227L13 228V226H11ZM20 227H22V226H20ZM192 227L194 228V226H192ZM0 228H2L4 230L6 229L5 227L4 228L0 227ZM109 228H110V226H109ZM119 228H122V227H119ZM169 228H170V226H169ZM206 228H207V226H206ZM252 228H254L255 231H257L256 235H257L258 239H259V236H261V235L264 236V218L261 219L260 222H258L257 224H254L252 226ZM7 229L9 230L10 227H7ZM7 229L5 230L6 232H7ZM243 229H245V228H243ZM4 230H2L3 234H4V232H3ZM12 230L13 229H11V231L9 230L11 232L10 235L7 234L9 232H7V233L5 232L4 235H5L6 238L7 237L10 238L11 234L13 233V231H15V230H13V231ZM247 230L249 231V229H247ZM20 231H22V230H20ZM250 231H251V229H250ZM193 232H195V231H193ZM199 232H201V231H199ZM0 233H1V231H0ZM2 233L0 235L1 239H2V237H1ZM14 233H13V235L15 236ZM38 233L41 234V231L38 232ZM207 233H209V232H207ZM36 234H34L35 237H36ZM123 234H124V232H123ZM205 234H206V232H205ZM244 234H245V232H244ZM248 234H250V233H248ZM252 234H254V232ZM201 235H200V237H201ZM254 235L253 236L251 235V236L254 237ZM14 236H11V237H14ZM16 236H19V235L17 234ZM44 236L42 235V238ZM84 236H85V234H84ZM251 236H249V238H252ZM19 237H21V234H20ZM23 237H24V235H23ZM23 237L21 239L23 241H25ZM190 237H191V235H190ZM6 238H4L5 244L7 242ZM215 238H216V236H215ZM255 238L256 237H254V239ZM38 239H39V236H38ZM118 239H119V236H118ZM198 239H199V235H198ZM8 240H10V239H8ZM11 240L9 242L10 245L15 244ZM22 240H21L20 243L16 242V244L18 243V245H20V244L23 243V245H25L26 241L23 242ZM252 240H253V238L251 239V241ZM16 241H18V238H17ZM167 241H169V240H167ZM198 241L199 240H197V242ZM200 241H201V239H200ZM209 241H210V239H209ZM230 241L231 240H229V244H231V242L233 240L231 242ZM38 242H39V240H38ZM87 242H89V241H87ZM104 242H106V241H104ZM190 242L192 243V241H190ZM203 242H204V240H203ZM246 242H247V239H246ZM1 243H2V241H1ZM9 243H7L6 245H8ZM33 243H34V240H33ZM112 243H113V241H112ZM201 243H202V241H201ZM233 243H234V241H233ZM259 243H260V241H259ZM16 244L13 245V246L14 247L17 246ZM253 244H254V242H253ZM0 245H1V247L3 246L2 244H0ZM10 245H8V246H10ZM204 245H206V244H204ZM234 245L235 244H233V246ZM22 246H20V247H22ZM31 246H33V245H31ZM192 246H194V245H192ZM229 246H230V248L232 247V245H229ZM229 246H228V248H229ZM10 247L14 248L12 246H10ZM24 247L25 246H23V250L26 251L24 249ZM37 247H39V246H37ZM2 248H4V247H2ZM2 248H1V250H2V253H3V249ZM98 248H99L98 245L92 244V245H90V246H88L86 248V252H90V251L92 252L93 251L91 253L92 255L96 254L95 252H97L98 253L97 256H99L101 252L99 253V249ZM197 248H199V247L197 246ZM20 250H21L20 251V254H21L22 253V249H20ZM88 250H90V251H88ZM178 250H182V249L179 248ZM256 250H257V248H256ZM11 251H13V250L11 249ZM37 251L40 252V250H36V252ZM103 251H104V249H103ZM113 251H114V249H113ZM199 251H201V250H199ZM7 252H8V249H7ZM107 252H108V250H107ZM2 253L0 252L1 255H2ZM11 253H13V255H18V256L21 257V255L15 253L14 251L11 252ZM18 253H19V251H18ZM257 253H259V252H257ZM34 254L31 255V257L34 256V259H36L37 262L39 261L38 262L39 264H43L40 261V259H37V257H40V255L36 257ZM5 255H6L7 258L9 257V256H7V253H5ZM5 255L2 256V257L0 256V260L1 259L3 260V257H5ZM9 255H11V254H9ZM184 255L185 254H183L182 257H184ZM239 255H241V254L239 253ZM18 256H15V257L13 256L14 263H15L16 257H18ZM25 256H24V263L28 261V259L25 260L26 258H29L31 261L33 260V259H31L30 256H28V254H27V257H25ZM74 256L76 258L77 255L74 254ZM94 256H92V258ZM164 256H165V254H164ZM20 257H18L19 260H20ZM100 257H101V255H100ZM166 257H167V255H166ZM185 257H187V256H185ZM188 257H189V255H188ZM232 257L233 256H231V258ZM240 257H243V255H241ZM7 258H4V259L6 260ZM10 258H12V256ZM108 258H110V257H108ZM207 258H208V256H207ZM65 259L67 260L68 258L65 257ZM90 259H88V260L90 261ZM129 259H130V257H129ZM5 260H3V262ZM17 260L18 259H16V261ZM19 260H18V262H20ZM22 260H23V258H22ZM30 260L27 263H30L31 262ZM7 261L8 260H6V262ZM11 261L12 262H10V263H13V259ZM63 261L61 263H63ZM68 261H70V260H68ZM89 261H88V263H89ZM103 261H104V259H103ZM37 262L35 264H38ZM7 263H9V262H7ZM64 263L66 264L67 261L64 262ZM88 263H86V264H88ZM96 263L97 262H95V264ZM20 264H23V262L20 263ZM156 264H157V262H156Z\"/></svg>", "mask_w": 264, "mask_h": 264}]
</instances>
